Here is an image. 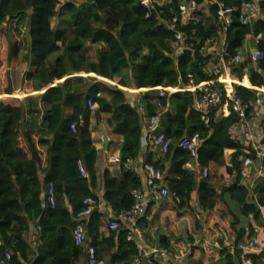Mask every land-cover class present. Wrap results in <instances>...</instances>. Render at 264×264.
Returning <instances> with one entry per match:
<instances>
[{"label":"trees","instance_id":"trees-1","mask_svg":"<svg viewBox=\"0 0 264 264\" xmlns=\"http://www.w3.org/2000/svg\"><path fill=\"white\" fill-rule=\"evenodd\" d=\"M140 1L0 0V255L10 252V264L20 260L26 264H86V250L73 245L71 229L75 214L83 207L81 201L93 196L95 187L96 150L89 120L91 116L96 121L103 118L110 133L122 137L120 176L110 177L106 172L102 176V199L117 214L131 207V191L142 186L141 178L123 164L139 157L143 141L150 147L143 120L155 113V99L163 107L161 129L172 144L160 160L147 155L145 162L162 171L167 167L163 182L173 205H167L169 198L165 203L146 205L138 224L149 230L154 223L148 220L153 206L166 205L157 219L161 226L153 238L148 237L149 242L170 250L175 240L184 251L196 241L193 231L182 238L176 236L181 223L193 220L189 201L195 195L199 209L207 212L208 241L221 242L225 235L236 246L243 245L255 228H264V175L253 181L254 173L240 175L241 157L257 160L249 148L230 136V127L238 122L236 114L215 116L218 108L197 110L194 96L199 91L182 90L190 80L194 85L214 81L222 101L228 89L241 102L252 100L256 88H264V59L253 62L242 53L238 64L229 65V77L218 82L222 76L207 70L213 58L205 50V40L220 28L214 19L215 7L207 3L204 26L187 23L180 28L190 39L182 52L175 53L173 32L154 18L158 12L168 20L169 8L176 9L179 1L187 0H168L150 18H145ZM252 1L264 12V0H223L232 7ZM231 18L225 31L231 56L239 54L249 36L257 38V49L262 48L264 16L258 15L247 25L237 21L236 13ZM18 27L27 29L29 40L21 59L20 42L12 32ZM232 80L238 83L230 84ZM158 88L181 90H166L158 98ZM89 99L95 104L93 109L87 104ZM204 113L207 125L201 120ZM183 136L198 138L197 160L207 168L206 178L186 169L188 153L177 147ZM261 165L264 171V159ZM50 183L53 206L45 201ZM109 221L94 211L86 222L97 258L106 264H143L137 260L136 244L126 240L128 230H109ZM195 251L200 257L194 264L212 260L202 242L189 249L190 256ZM243 257L252 264H264V251Z\"/></svg>","mask_w":264,"mask_h":264},{"label":"built area","instance_id":"built-area-1","mask_svg":"<svg viewBox=\"0 0 264 264\" xmlns=\"http://www.w3.org/2000/svg\"><path fill=\"white\" fill-rule=\"evenodd\" d=\"M164 4H160L159 0H141L140 3L146 11L145 18H150L152 13H155L156 7H164L168 0H164ZM202 3H209L214 8V19L219 24L214 36L205 40L206 52L212 56V62L207 70L211 71L214 75L220 77L228 72V67L231 64H238L241 61V56L236 54L231 56L228 51V43L225 39V31L232 22V15L237 14V21L242 25L251 24L252 19L258 12V7L255 1L242 2L238 7L227 6L223 0H198L179 1L176 9L169 8L168 20L160 17L158 12L154 20L165 25V27L173 32V39L171 45L175 53L182 52L183 46L187 45L190 39L185 32L180 28L187 23L204 26L206 24V17L201 8ZM218 47V53L213 56L209 50ZM250 59L254 62L264 59V43L262 48L256 49L250 54ZM220 79V78H219ZM219 79L217 81H219ZM214 81L203 82L194 85L190 80L187 86L182 90L195 91L198 90L199 94L194 96V106L197 110L205 111L210 108H218L215 116H227L230 112L236 114L238 122L234 123L230 129V136L241 145L249 148L255 155L257 163L253 158L245 155L240 158L241 169L240 175L244 178L254 173V178L264 175L261 162L264 159V146L261 142L264 138V99L263 92L256 89L255 96L252 100L241 102L236 98L231 90L226 91V97L221 100V92L218 88L213 86ZM168 89V90H167ZM180 91L181 89L173 90L171 88H158V98L166 95L165 91ZM262 93V94H261ZM155 113L151 116L144 118V129L147 132L148 144L152 150L158 151L164 155L172 144V140L165 136L161 129V114L163 107L160 100H154ZM87 104L90 109L95 107L92 100L89 99ZM201 120L204 125L208 123L207 114L201 115ZM73 129L74 124H72ZM199 140L196 136L191 138L183 136L179 139L177 147L185 150L188 153L189 160L186 162L185 167L190 172H197L200 179L207 177L208 170L206 167H200L197 160V149ZM119 162V159H115ZM126 170L134 171L133 161L127 160L124 164ZM141 170L145 176V191L132 190L133 203L127 210L113 214L109 223V230H121L125 228L128 230L126 240L136 244L138 259L143 264H159L170 256L169 250L159 248L149 242V238H153V232L157 230L156 227L149 229L140 227L138 224L139 219L144 215L146 205L149 202L158 203L165 201L169 198L170 193L164 185L163 171L152 165L151 163L142 162ZM252 185V184H251ZM45 201L53 206L55 199L53 194V185L50 183L47 186V193ZM82 209L75 214L74 225L71 229V239L75 246H83L86 250L87 260L86 264H106L105 261L98 259L95 249L89 243V237L86 230L87 218L91 215L95 208L99 206V201L96 197H85L82 201ZM249 244L257 252L264 251V228H255L253 235L249 239ZM179 253L180 250H179ZM175 258L176 257L174 255ZM11 253L4 251L0 255V264H10Z\"/></svg>","mask_w":264,"mask_h":264},{"label":"crops","instance_id":"crops-1","mask_svg":"<svg viewBox=\"0 0 264 264\" xmlns=\"http://www.w3.org/2000/svg\"><path fill=\"white\" fill-rule=\"evenodd\" d=\"M160 4H164V0H159ZM201 8L205 14V17L209 15L208 13V7L206 3L201 4ZM259 9H258V15H259ZM257 49V38L249 36L247 37L241 47V51L239 52V55L241 56L242 53L244 55H249L251 52ZM215 56L218 53V47L212 48V50H209ZM254 62V61H253ZM79 75L87 76V77H96L92 73H81ZM223 77H229V74L226 73L222 75V77L219 79L218 82H222L221 79ZM99 78V77H96ZM238 83L237 81L232 80L230 84ZM229 84V85H230ZM258 89V88H256ZM123 90H133L130 88H123ZM261 92L264 93V88L259 89ZM144 122V120H143ZM89 133L91 138V143L93 147L96 150V157H95V163H94V171H95V187L92 190L93 197H96L99 201V206L94 209V211L98 214H101L102 217L108 218L109 220L113 216V212L109 205L102 199V195L104 192L103 189V173L106 172L109 174L110 177H119L121 174V164L120 162L115 161V159H119V150L122 143V137L120 135H115L110 133L109 128L105 124V121L103 118H101L99 121H96L93 116H91L89 120ZM103 134H105L107 138V147L103 145ZM150 155L153 161L160 160L162 155L158 153L156 150H152L150 147L146 148L145 141L142 142V148L141 153L139 154V157L133 161V167L134 172L141 178L142 186L140 190L143 192L145 191V176L144 173L141 170V163L145 161L146 156ZM79 169L83 175L85 173L83 172L80 163H78ZM167 166V163H165V167ZM165 171H163V174L167 171V167L164 168ZM40 175V179L42 180L44 177ZM170 201H168L169 206L173 205V199L172 197H169ZM165 204H157L153 206L151 210V214L148 217L149 221L154 222V224L157 223L158 217L161 215V213L165 210ZM189 206L192 209L191 213V219L190 222L187 221V223L184 221V223H181L180 228L177 231V237H183L184 234L188 231L189 233L196 232V241L189 245L186 250H180L181 253H179L178 249V243L175 240L171 241V249L169 250L170 256L168 259L164 260L163 262H160L159 264H194L196 259H199L200 253L195 251L192 256H190L189 249L193 246H197L200 242L203 243L204 249L206 250V256H210L212 260L206 261L203 264H252L249 259L244 258L243 256L247 253H258L253 249V247L249 244V241L244 242L243 245L236 246V243L234 242L233 238H228L227 236L223 235L221 242H211L208 241L205 233H207L206 227L204 225L207 212L201 211L197 205V197L196 195L191 198L189 201ZM167 208V207H166ZM93 211V212H94ZM88 219V218H87ZM101 220H104L103 218ZM100 220V221H101ZM196 220L197 224L194 225L193 221ZM102 222V221H101ZM156 222V223H155ZM222 231V230H221ZM32 232V231H31ZM31 232L29 234H31ZM224 233V232H223ZM30 239H33L31 235H29ZM206 238V239H205ZM236 251L239 252L236 254ZM180 257L179 258H175ZM210 258V259H211ZM104 259H107V254L104 255ZM19 264H26L23 261H19Z\"/></svg>","mask_w":264,"mask_h":264},{"label":"rangeland","instance_id":"rangeland-1","mask_svg":"<svg viewBox=\"0 0 264 264\" xmlns=\"http://www.w3.org/2000/svg\"><path fill=\"white\" fill-rule=\"evenodd\" d=\"M257 16H258V13L255 15L254 18H256ZM259 16H264V12H259ZM54 23L56 24L57 21L55 20ZM12 32H13L15 38L16 39H19L20 47H21V52H20L19 58L21 59L22 56L25 53L24 51L27 50L28 45H29V40H28V36H27V29L24 28V27H21V28L18 27V28H16V30H14ZM14 76H16L17 77V80H18V78L20 77V71L15 72ZM16 88H18V85H16ZM125 91L127 93H130V94H136L137 93V91H133V90H125ZM142 91H144V90H142ZM167 201H170V200H167ZM163 203H165V202H163ZM160 226H161V224H158V222H157L152 227H156L158 229V228H160ZM176 236H178V235H176Z\"/></svg>","mask_w":264,"mask_h":264},{"label":"water","instance_id":"water-1","mask_svg":"<svg viewBox=\"0 0 264 264\" xmlns=\"http://www.w3.org/2000/svg\"><path fill=\"white\" fill-rule=\"evenodd\" d=\"M103 145L105 147H107V138H106L105 134H103ZM71 242H72V239H71Z\"/></svg>","mask_w":264,"mask_h":264}]
</instances>
